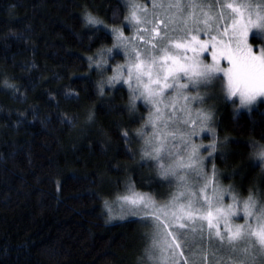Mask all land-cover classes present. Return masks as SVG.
I'll return each mask as SVG.
<instances>
[{
	"label": "trees",
	"instance_id": "obj_1",
	"mask_svg": "<svg viewBox=\"0 0 264 264\" xmlns=\"http://www.w3.org/2000/svg\"><path fill=\"white\" fill-rule=\"evenodd\" d=\"M123 1L0 0V264H151L140 221L106 213L132 190L173 192L158 169L142 166L154 163L142 161L137 135L148 108L136 101L130 110L129 88L104 84L123 59L106 54L111 29L127 30ZM89 15L102 23L89 25ZM218 92L204 138L218 146L205 170L240 200L264 197L252 147L264 145V101L239 111ZM187 260L200 264L196 253Z\"/></svg>",
	"mask_w": 264,
	"mask_h": 264
},
{
	"label": "snow or ice",
	"instance_id": "obj_2",
	"mask_svg": "<svg viewBox=\"0 0 264 264\" xmlns=\"http://www.w3.org/2000/svg\"><path fill=\"white\" fill-rule=\"evenodd\" d=\"M126 7L129 15L125 21L133 25V37L128 40L121 30L113 31L124 40L128 62L117 67L108 83L114 86L122 81L128 85L132 92L130 110L136 109L137 100L151 105L150 119L144 127L150 125L152 130L139 131L137 135L144 139L142 161L154 163L142 166L158 169L160 178L177 188L162 207H157L152 197L134 190L118 197L130 206L131 215L152 221L143 225L153 229L146 251L148 260L166 264L167 259L173 258V264H181V259L188 264L183 250L180 259H175V250L181 249L183 242V249L199 246L205 264L209 255L211 264H264V197L250 191L247 199L240 200L222 190L215 171L210 175L204 172L206 157L183 136L177 143V132L171 127L189 123L177 120L179 100L186 102L179 111L191 116L189 105L206 103L201 92L212 90L211 86L217 83L228 100L238 98L242 107L264 100V51L254 54L248 44L250 29H256V38L264 39V0H152L154 10H175L165 20H160L156 11L150 18L148 9L135 0H127ZM189 19L192 27L188 26ZM87 23L97 25L102 21L89 15ZM201 24L203 28L199 27ZM201 32L209 39L202 40ZM204 53L211 56V63L205 62ZM221 61H227L228 66L221 67ZM193 91L195 95H191ZM100 94H104L103 90ZM197 118L202 131L211 130V112L198 108ZM123 135L128 137L129 133L125 131ZM207 147V156H211L216 151L215 142ZM252 147L253 156L264 167V145ZM224 195L230 196L231 203H224ZM164 249L170 257L157 255L158 250Z\"/></svg>",
	"mask_w": 264,
	"mask_h": 264
},
{
	"label": "rangeland",
	"instance_id": "obj_3",
	"mask_svg": "<svg viewBox=\"0 0 264 264\" xmlns=\"http://www.w3.org/2000/svg\"><path fill=\"white\" fill-rule=\"evenodd\" d=\"M123 2L125 3L124 5L126 6L127 0H125ZM135 2L140 4V5H142V6H144V7H146L148 9V15H149L150 18L152 16L153 11H156V12L160 13L159 19L160 20H165L167 16L171 15V12L175 11V10H161V9L154 10L151 7L152 0H135ZM140 14L144 15V13H140ZM128 15H129V8L126 7V15H125V17H127ZM197 15H199V12H197ZM124 20H125V18H124ZM221 23H223V22H221ZM177 24H179V20L178 19H177ZM123 26L127 30H124L122 28H113V29L121 30L123 32L124 38H127L128 40H131V38L133 37V32H134L133 25L127 24L126 21H124ZM188 26L189 27L193 26L192 19L188 20ZM199 27L203 28L204 26L201 24V25H199ZM113 29H111V33L113 34V36L115 38V41H114L112 47H110V48H108L106 50V54H108V55H112L113 54L114 55L115 53H117V54L121 55L123 57V59L121 61H119L118 65L122 66V65H125L128 62V56L125 55V43H124V40L118 39V34H117V32L113 31ZM255 33H256V29H250L249 35H248V44L250 45V47H251V49H252L254 54H259L261 51H264V44H261L259 46H253L251 44V42H250L251 41V37L254 36ZM212 34H215V33H212ZM199 36H200V38L202 40H208L209 39V36L205 35L203 32L199 33ZM224 39H227V37H225ZM132 43H137L138 44L139 41H132ZM131 46H132L131 44L128 45L129 48H131ZM100 55L101 54L98 55L99 58H100ZM189 55H192V54L189 53ZM204 57H206V60H205L206 63H211L212 62L211 56L208 53H204ZM98 62L101 65H103L102 66L103 69H106L108 67V65H109L105 61V59H100V60H98ZM110 66H111V64H110ZM220 66L221 67H227L228 66L227 65V61H221L220 62ZM113 67H115V66H113ZM116 69L114 70V68H112V70H113L112 76L116 74ZM108 81L104 83V84H106V87L110 86ZM121 83H123V82L121 81ZM125 86L127 88H129L127 84H125ZM219 86L221 87V85L217 83V84L211 86L212 90H210L208 92H201V95H204L206 97V103H204L203 105L199 104V102L191 103L189 105V107L192 109L191 116H188V115H186L184 113H181L179 111V107L186 103L184 100H179L178 104H177V109L175 110L176 111V115H177V120H188L189 123L188 124L180 123L178 126H175V125L171 126V127H174L176 132H177V136H176V142L177 143H181L180 137L183 136V138L185 140H189L191 142V144L197 146V148L199 149L200 154L206 157V159H204V161H203L204 172L205 173H207L206 170H205V162L211 160V158L213 157V155L215 153L214 152L211 156H207V153L210 150L207 146H209L213 142H215L216 149H217L218 143L216 141H214V140L212 142H210L209 140L204 139L205 137H212V123H213L212 121H213V119L210 122H208V128L211 129V130L202 131L201 130V122L197 118V110H198V108H203L205 111L211 112V110L215 106V100H216V97H217V95L219 93L218 92ZM195 94L196 93L194 91L191 92V95H195ZM235 99H236V101L239 104L238 105V110L239 111H251L257 104H259L260 102L264 101V100H258L257 103H255L254 105H251V106L246 108V107H242L240 105L238 98H234L233 100H235ZM137 101H142V100H137ZM145 106L149 110L147 114H148V118L150 119V111H152V107H151V105H148V104H145ZM161 107L163 109V105ZM165 111L171 112L172 109H166ZM211 114H213V113H211ZM212 118H213V115H212ZM151 130H152L151 126L149 125V132L148 133H150ZM146 133H147V127H146ZM192 133H195V135H193ZM138 140H139V143L141 145L145 146L143 139H138ZM182 150L183 149H181V151ZM205 151H207V152H205ZM206 165H207V163H206ZM211 169H213V168H211ZM210 170H208V173H207L209 175L211 174ZM171 187H173V192H171V193L164 192L161 195L157 194L158 195V197L156 196L157 199H155L151 195H148V196L152 197V199L155 201L157 207H162L163 205L167 204L170 201L172 195L177 191V188H176L174 183H173V185ZM129 194H131V192L128 193V194H124V195H129ZM121 196H123V195L117 196V198H114L113 202H111V206L109 207L111 209V211H109V208H106V213H107V216H108V219H109L110 222H123V221H127V220L129 221V220H133L134 219V220L140 221V224L142 226L146 222L152 223V221L141 220L140 216L131 215L130 210H129L130 206L126 205V204H123V202L120 199H118V197H121ZM226 198H227V195H224V203L226 201ZM150 210L151 209H149V211ZM142 214L143 213H141V215ZM170 215L171 214L169 212V218H170ZM121 217H123V218H121ZM161 220L162 221L165 220L164 216L161 217ZM143 233L145 234L144 238L146 240V242H145L146 249L144 251L143 258H147L146 251H147V249H148V247H149V245L151 243L150 237H151V235L153 233L152 227H144V231L142 232V234ZM169 239H171V238H169ZM180 243H181L182 247H181V249H176L175 250L176 251L175 259H180L179 253H180L181 250H183L184 251V259L194 258V254L196 253L197 262L200 263V264H205V261L202 258L201 249L199 248V246L197 248H193L191 250H187V249H183V242H180ZM161 248H164L163 237H161ZM197 251H199V253ZM157 255L158 256L162 255L164 257H170V252L167 249H164L162 252L158 250L157 251ZM209 257H210V255H209ZM209 257H208L207 264L209 263V260H210ZM150 263L152 264V261H150ZM166 264H173V258L167 259Z\"/></svg>",
	"mask_w": 264,
	"mask_h": 264
}]
</instances>
